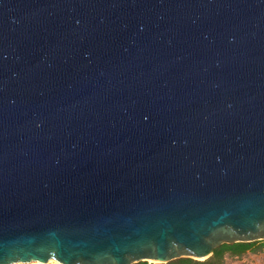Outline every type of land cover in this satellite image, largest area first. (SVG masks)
I'll use <instances>...</instances> for the list:
<instances>
[{"label":"water","instance_id":"water-1","mask_svg":"<svg viewBox=\"0 0 264 264\" xmlns=\"http://www.w3.org/2000/svg\"><path fill=\"white\" fill-rule=\"evenodd\" d=\"M259 240L264 0H0V264Z\"/></svg>","mask_w":264,"mask_h":264},{"label":"trees","instance_id":"trees-1","mask_svg":"<svg viewBox=\"0 0 264 264\" xmlns=\"http://www.w3.org/2000/svg\"><path fill=\"white\" fill-rule=\"evenodd\" d=\"M256 243H260L264 250V240L254 242H238L234 244H224L215 250V253L210 258L199 261L192 258H181L168 263H150L143 261L136 264H224L225 256L229 253L231 256H242L247 251L252 250Z\"/></svg>","mask_w":264,"mask_h":264},{"label":"rangeland","instance_id":"rangeland-1","mask_svg":"<svg viewBox=\"0 0 264 264\" xmlns=\"http://www.w3.org/2000/svg\"><path fill=\"white\" fill-rule=\"evenodd\" d=\"M50 264L54 263L52 262ZM224 264H264V250L260 243H256L252 250L247 251L242 256H231L227 253Z\"/></svg>","mask_w":264,"mask_h":264},{"label":"bare ground","instance_id":"bare-ground-1","mask_svg":"<svg viewBox=\"0 0 264 264\" xmlns=\"http://www.w3.org/2000/svg\"><path fill=\"white\" fill-rule=\"evenodd\" d=\"M52 262H53L54 264H61V263H59V262H57V261H55V260H52L51 263H52ZM34 264H41V263H34Z\"/></svg>","mask_w":264,"mask_h":264}]
</instances>
